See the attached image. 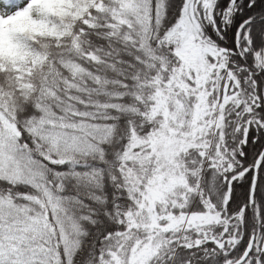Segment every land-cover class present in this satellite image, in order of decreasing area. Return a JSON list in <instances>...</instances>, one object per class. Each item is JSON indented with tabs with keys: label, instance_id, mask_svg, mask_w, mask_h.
I'll return each instance as SVG.
<instances>
[{
	"label": "snow or ice",
	"instance_id": "6c2138e0",
	"mask_svg": "<svg viewBox=\"0 0 264 264\" xmlns=\"http://www.w3.org/2000/svg\"><path fill=\"white\" fill-rule=\"evenodd\" d=\"M0 264H264V0H0Z\"/></svg>",
	"mask_w": 264,
	"mask_h": 264
}]
</instances>
